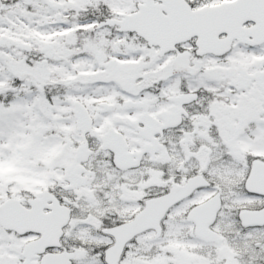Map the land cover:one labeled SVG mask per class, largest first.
Segmentation results:
<instances>
[{"label": "snow or ice", "instance_id": "snow-or-ice-1", "mask_svg": "<svg viewBox=\"0 0 264 264\" xmlns=\"http://www.w3.org/2000/svg\"><path fill=\"white\" fill-rule=\"evenodd\" d=\"M0 264H264V0H0Z\"/></svg>", "mask_w": 264, "mask_h": 264}]
</instances>
